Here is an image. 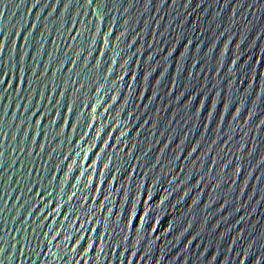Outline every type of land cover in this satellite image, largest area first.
Returning a JSON list of instances; mask_svg holds the SVG:
<instances>
[{
    "label": "water",
    "instance_id": "water-1",
    "mask_svg": "<svg viewBox=\"0 0 264 264\" xmlns=\"http://www.w3.org/2000/svg\"><path fill=\"white\" fill-rule=\"evenodd\" d=\"M0 264H264V0H0Z\"/></svg>",
    "mask_w": 264,
    "mask_h": 264
}]
</instances>
